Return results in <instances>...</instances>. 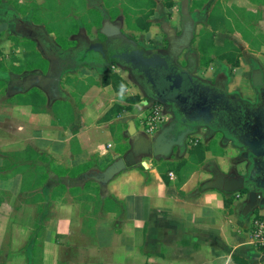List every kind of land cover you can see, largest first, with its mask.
<instances>
[{
	"label": "crops",
	"instance_id": "obj_1",
	"mask_svg": "<svg viewBox=\"0 0 264 264\" xmlns=\"http://www.w3.org/2000/svg\"><path fill=\"white\" fill-rule=\"evenodd\" d=\"M156 21L146 42L122 32ZM112 38L176 47L241 102L264 95V0H0V264H264L263 198L228 190L246 148L195 125L167 155L147 152L172 118L145 132L152 102L93 60Z\"/></svg>",
	"mask_w": 264,
	"mask_h": 264
},
{
	"label": "flooded vegetation",
	"instance_id": "obj_2",
	"mask_svg": "<svg viewBox=\"0 0 264 264\" xmlns=\"http://www.w3.org/2000/svg\"><path fill=\"white\" fill-rule=\"evenodd\" d=\"M112 39L106 41L105 49L99 48L102 53L91 51L93 60L98 64L116 63L124 67L143 96L154 104L165 106L172 120L189 126H206L235 142L244 136L264 138V95L258 106L249 105L193 77L190 63L179 65L176 61L178 48L171 45L146 49L134 42ZM176 75L183 81L179 89L171 91ZM259 154H247L248 168L243 184L264 199V157Z\"/></svg>",
	"mask_w": 264,
	"mask_h": 264
},
{
	"label": "water",
	"instance_id": "obj_3",
	"mask_svg": "<svg viewBox=\"0 0 264 264\" xmlns=\"http://www.w3.org/2000/svg\"><path fill=\"white\" fill-rule=\"evenodd\" d=\"M102 47L105 49L104 45H95L92 46L91 49L95 52L102 53L99 49ZM176 84L174 86H170V90L179 89L182 80V77L179 75L173 76ZM194 126H189L185 123H179L176 120H171L166 126H164L159 133L147 143V152L151 153L155 150L154 154L165 156L171 151V149L175 146L179 147L184 144L186 137L194 131ZM239 144L246 148L248 154H256L259 152L260 156H264V138H251L250 136H244L239 141ZM230 181L233 183H229L228 190L234 191L237 189H246L244 187L243 178L234 179L232 176L230 177ZM247 190V189H246ZM248 191V195L250 198H257L258 193L256 191ZM264 202V199L262 200Z\"/></svg>",
	"mask_w": 264,
	"mask_h": 264
},
{
	"label": "rangeland",
	"instance_id": "obj_4",
	"mask_svg": "<svg viewBox=\"0 0 264 264\" xmlns=\"http://www.w3.org/2000/svg\"><path fill=\"white\" fill-rule=\"evenodd\" d=\"M163 13V11H162ZM161 14V12L158 11V15ZM163 16H165V13H163ZM154 23V22H153ZM153 28H152V31L147 34L146 37H144V35H134L133 33H130L128 29H126L125 27L122 28V32L125 33V34H129L131 36V39H137L141 40L144 39V42H146L145 40L149 37V38H152L154 33H157L159 31V24H158V21L155 22L154 25H152ZM142 43V42H141ZM100 45H105L104 43H101ZM111 65H114L116 69H119L121 72H126L125 69H122L121 67H119L116 63H111ZM131 88H133L132 86H134V88H137V86L134 84V82L131 80ZM138 91V90H137ZM139 92V91H138ZM142 95V94H141ZM142 100L143 102L146 100L148 101L147 99H145V97L143 98V95H142ZM150 103V102H149ZM164 106H161V105H157V104H154V103H150L149 104V107L148 105H145V106H142V113L143 114H146V119L143 120L144 121V129H145V132L149 135L151 134L152 132H154L155 130H157V128L159 127V125H162L163 122H165V120L169 119V118H172V114L168 111V112H165L163 109ZM158 110V112L156 111ZM158 115H157V113ZM157 115V119L155 120L157 122V124H154L152 130H150V127L151 125L149 123H145L147 120H150L153 118V116H156ZM150 117V118H149ZM137 124V123H136ZM145 133V134H146ZM242 191L243 193L246 191V190H240Z\"/></svg>",
	"mask_w": 264,
	"mask_h": 264
},
{
	"label": "built area",
	"instance_id": "obj_5",
	"mask_svg": "<svg viewBox=\"0 0 264 264\" xmlns=\"http://www.w3.org/2000/svg\"><path fill=\"white\" fill-rule=\"evenodd\" d=\"M157 115H158V113H157ZM157 115L153 116L152 119L146 121V123H149L151 125L150 130H152L154 124H157V122L155 121L157 119L156 118ZM252 235H253L254 241L257 245L264 246V221H255L254 222Z\"/></svg>",
	"mask_w": 264,
	"mask_h": 264
},
{
	"label": "trees",
	"instance_id": "obj_6",
	"mask_svg": "<svg viewBox=\"0 0 264 264\" xmlns=\"http://www.w3.org/2000/svg\"><path fill=\"white\" fill-rule=\"evenodd\" d=\"M150 13L151 12H148V13H146V14H143L141 17H139L138 19H137V23L138 24H141L140 26H138V28L140 29V30H147L148 29V24L147 23H145L144 22V20L145 19H147V17L150 15ZM140 22V23H139ZM137 24V25H138ZM138 100V98L137 97H133L132 99H131V101L132 102H136ZM203 157V155L201 154V158ZM262 157H264V156H262ZM184 165V163H180V164H178V166L179 167H182Z\"/></svg>",
	"mask_w": 264,
	"mask_h": 264
}]
</instances>
